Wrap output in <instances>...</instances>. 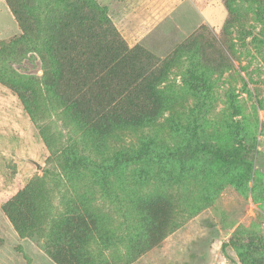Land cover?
<instances>
[{
  "label": "rangeland",
  "instance_id": "374dc122",
  "mask_svg": "<svg viewBox=\"0 0 264 264\" xmlns=\"http://www.w3.org/2000/svg\"><path fill=\"white\" fill-rule=\"evenodd\" d=\"M192 1L150 25L142 0H13L23 30L0 0V264H244L223 244L264 236V0Z\"/></svg>",
  "mask_w": 264,
  "mask_h": 264
},
{
  "label": "trees",
  "instance_id": "16d2710c",
  "mask_svg": "<svg viewBox=\"0 0 264 264\" xmlns=\"http://www.w3.org/2000/svg\"><path fill=\"white\" fill-rule=\"evenodd\" d=\"M10 7L12 8L18 22L20 23V25L22 26L23 30H25L24 28V20H23V16H22V12L19 11L17 9V7L15 6V4H13V0H7ZM229 1V0H228ZM204 28H201L200 31L198 32V34L203 33ZM200 152H204V153H208V154H212L213 156L217 157L218 159L225 161V162H235L238 160L242 159V156L234 151L231 150H223L220 148H216V147H212L208 144H203L201 146H196L193 150H191V153H189L190 155L196 154V153H200ZM170 157H173L175 155H177L174 152H170L169 153ZM142 154H137L135 157H128L126 160L127 161H135V160H140L142 158ZM10 213L12 215H17L20 216L18 214H15V211L17 209V207L13 208H7ZM66 210H70L69 206H67ZM69 216L72 217V219L75 216V212L70 211L67 213ZM16 217V216H15ZM77 221L79 223V229L75 230L76 231V237L79 236V230L81 228H88V222L86 219L83 218V216H80L77 218ZM25 221L22 220L19 217L14 218V223L18 226V227H22L26 230H31L33 225L31 226L30 224L26 226V224L24 223ZM238 239H234L232 238L230 240V242L228 243H224L223 246L227 247L228 245H233L234 247L238 248V256L239 259L244 263V264H254L253 260L250 258L252 254H255L256 252H264V236H254L253 238L250 239V244L240 247L239 244L237 243ZM57 251L55 252V258L56 260H58V262L60 264H76L75 262H73L71 259H64V251H63V247L62 246H57ZM77 251V250H75ZM74 250H71L69 252V255H74L75 254ZM71 258V257H70Z\"/></svg>",
  "mask_w": 264,
  "mask_h": 264
},
{
  "label": "crops",
  "instance_id": "0c3cea01",
  "mask_svg": "<svg viewBox=\"0 0 264 264\" xmlns=\"http://www.w3.org/2000/svg\"><path fill=\"white\" fill-rule=\"evenodd\" d=\"M142 1L147 6H145L144 4L141 8H138V11L146 10L147 12H149L152 10L155 12L153 15L148 13V15L142 19L145 21L149 17L148 21L150 20V25L153 23H156V24L162 23L164 19L167 17L173 18L175 12L185 11L187 13L189 12L190 16H192L193 11L194 12L197 11L195 4L192 0H181V1L179 0H142ZM156 4H158V6L154 8L153 5H156ZM156 14L157 16L155 17ZM140 16H143V13L140 14L139 17ZM127 17H128V14L125 15L123 18H127Z\"/></svg>",
  "mask_w": 264,
  "mask_h": 264
},
{
  "label": "water",
  "instance_id": "95a60500",
  "mask_svg": "<svg viewBox=\"0 0 264 264\" xmlns=\"http://www.w3.org/2000/svg\"><path fill=\"white\" fill-rule=\"evenodd\" d=\"M35 163L37 165V168L40 169L41 168V165L38 162H35Z\"/></svg>",
  "mask_w": 264,
  "mask_h": 264
}]
</instances>
